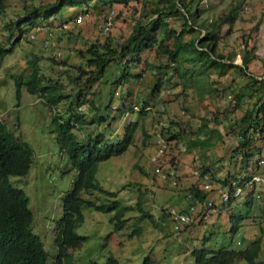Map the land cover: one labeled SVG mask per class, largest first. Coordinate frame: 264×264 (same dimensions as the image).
<instances>
[{
  "label": "rangeland",
  "instance_id": "obj_1",
  "mask_svg": "<svg viewBox=\"0 0 264 264\" xmlns=\"http://www.w3.org/2000/svg\"><path fill=\"white\" fill-rule=\"evenodd\" d=\"M55 1L8 0L6 10L0 12V51L10 49L16 40L18 33H10L8 24L19 18L25 6L46 5ZM91 6L88 14H82L80 9L69 8L57 19V22L51 19L45 24V27L52 24L50 28L56 29L54 24H57L58 28L67 23L70 29L73 27V22L82 16V22L85 24L76 28L74 35L67 34L74 32V28L67 33L57 29L54 34L60 39H49L46 37L49 31L43 28L37 34L38 39L32 40L31 32H27L23 40L14 48L13 53L0 59V122L28 143L34 151L30 173L24 178H11V182L29 197L30 208L34 214L33 230L43 241L51 261L57 255L55 223L62 215V197L72 188L76 173L71 170L66 155L59 150L54 133L53 108L43 101L41 95H30L25 87L22 88L21 99L18 100L15 81L21 75L26 79L29 78L32 63L37 60L42 72L49 77L52 75L61 78L66 90H72L71 96L74 97L81 87H84L87 76H84L82 81L76 82L74 87L66 77L54 76L58 72L57 67L71 70V74L76 79L81 74L78 68L81 61L75 51H86L93 42H104L103 39L107 36L103 32L99 34L97 24L104 18L114 17L110 35L122 41L129 36L142 10L141 4L135 2L127 7L115 5L111 11L98 2H93ZM199 6L205 10L203 19L210 20L228 14L235 6L239 8V19L233 29L228 31L226 27L222 31L219 52L226 56L235 55L234 64L241 65L242 45L247 42L249 50H253L257 56V59L251 63L249 72L258 80L264 79V0H201ZM171 25L179 28V24L174 21H171ZM46 43L49 44L47 49H45ZM60 53L62 58L54 55ZM51 58L58 63L65 62L66 65L56 66L49 61ZM143 60L141 66L131 68L132 74L142 75L141 79L126 84L122 88L125 95H121L120 99L116 95V100L112 103L111 115L115 116V121L111 116L107 117L108 121L103 125L92 124L90 128L80 133L81 138L86 139L106 131L108 137L117 139L124 135L126 127L131 122H139L140 126L143 123L146 130V134L138 130L135 145L123 156L99 164L101 184L107 190L117 192L116 199L122 206L131 208L126 215L131 223L126 229L112 233L107 241V251L117 257L120 264H141L145 256H149L154 264H194L190 256L191 252L202 244L208 245L209 242V247L215 246V249L222 247L240 249L261 237L263 250L259 261L264 262V235H260L261 228L264 229V217L261 213L264 206V186L256 187L261 194L260 198L256 197L257 201H253V196L245 193L239 199H232L228 205H219L217 211L208 220L197 223V219L201 217L200 212L205 210L208 200L218 203L217 189L211 193L199 191L202 183L199 176L206 174L203 173L205 167L210 169L207 173L213 178L216 188L223 187L221 182L227 178L229 182L236 180L234 175L238 171L236 172L237 164L234 161L240 157L234 158L233 151L238 146L235 131L238 129L243 110L236 108L235 95L248 79L238 72H231L228 77L221 80L220 88L225 89V94L218 99L201 100L192 90L185 92L182 86L172 89L164 87L160 92H155L157 71H152L147 66V64H155V56L148 51L143 54ZM112 71V74L109 71L98 84L87 91L84 98L86 104L82 107L85 120L90 121L97 114L103 113L104 107L101 106L98 97L100 95L106 97L110 93L108 90L113 88L117 71L114 68ZM93 100L97 109L101 108L100 111L91 105ZM146 103L154 108V111L149 114V111L145 110L147 115L142 121L140 111ZM125 104L127 108L138 105L140 111L131 112L130 109V112L121 115L122 106ZM244 107H247V103ZM123 108L125 110L124 106ZM68 109L67 101H63L57 108L59 112ZM202 125L207 127L208 133L202 135L201 139L208 138L210 145L197 147L193 143L196 142ZM106 126L109 129H106ZM169 128L172 134L179 135V139L171 140L173 135L168 134ZM160 136L168 142V149L161 163L163 172L167 173V170L174 166L178 170L177 181L170 178L163 179L153 174L154 166L151 159L158 149ZM254 144L264 152V135H255ZM261 156L257 158V162L260 158L264 159V154ZM181 171L186 173L185 177L180 175ZM196 193L198 196L206 195V199L200 201L198 198H189L190 194L194 197ZM140 198L143 200L145 211L154 221L135 217L139 216L136 204ZM247 200H251L250 204H253L250 211L245 208ZM189 203L197 210L192 215L193 223L184 231L175 232L170 211L173 209L182 211L181 209ZM84 214L85 222L77 232L88 236L89 240L87 244L73 252L74 257L81 262L89 258H98L97 251L102 242H105L104 238L114 230L110 221L113 215L95 211H85ZM232 216L245 217L242 223L244 226L234 238L228 234L234 224ZM103 254L105 252L101 253L102 256ZM236 264H247V262L239 261Z\"/></svg>",
  "mask_w": 264,
  "mask_h": 264
},
{
  "label": "trees",
  "instance_id": "obj_2",
  "mask_svg": "<svg viewBox=\"0 0 264 264\" xmlns=\"http://www.w3.org/2000/svg\"><path fill=\"white\" fill-rule=\"evenodd\" d=\"M7 1L0 0V12L6 10ZM200 1L56 0L54 3L46 5L25 6L19 18L8 24L9 32H17L18 35L10 49H5L4 52L0 51V59L11 55L14 48L23 40L24 34L34 32L36 28H41L39 31H42L43 28L49 31L46 34L49 39H60L54 34L57 29L67 33L71 28H74V32L67 33L74 35L75 29L83 27L85 23L82 22L81 25L74 21L73 27L69 30H63L60 26L57 28V24L53 25L56 29L50 28L52 24L45 27V24L49 23L51 19H54L53 22H57V19L63 16L69 8L80 9L82 14H88L93 2L101 3L109 11L115 5L127 7L132 2L142 6L141 14L134 22L132 31L127 38L119 41L109 32L105 33L107 36L104 37V42L96 41L86 51H75L81 61V65L78 67L81 74L76 79L71 74V70L66 67L60 68L59 65H66L65 62L58 63L54 58L49 59L50 62L59 66V68L57 67L58 72L54 76L66 77L74 87H76V82L82 81L83 77L87 76L84 87H81L74 97L71 96L72 90H66L61 78H55L52 75L51 77L46 76L37 60L32 63L29 78L26 79L21 75L16 79L15 87L18 100L21 99V90L25 87L30 95H41L43 101L53 108L54 133L59 150L66 155L70 168L76 175L72 188L62 197V215L55 223L57 255L51 261L43 241L33 230L34 214L30 208L29 197L11 182V178H24L30 173L34 151L28 143L17 137L3 122H0V264H120L119 259L107 251L106 245L112 233L126 229L131 223V220L126 218L131 208L122 206L121 202L116 199L117 192L109 191L101 184L99 164L123 156L130 147L135 145L138 130H142L146 134L145 126L143 123L140 126L139 122H131L126 127L124 135L117 139L108 137L106 131L86 139H82L80 133L90 128L92 124L103 125L108 121L107 117L111 116L114 119L115 116L111 115L112 103L116 100V95L119 96V99L121 95H125L122 88L126 84L141 79L142 75L132 74L131 68L144 63L143 54L145 52H152L155 56V64H147L152 71H157L155 73V92H160L164 87L172 89L182 86L185 92L192 90L201 100L218 99L225 94V89L220 88L221 80L228 77L231 72H238L248 79L235 95L236 108L243 110V114L239 120L238 129L235 131L238 146L233 151V157H240L234 161L237 165L239 164L240 169L234 178L245 177L249 181L253 174H263L264 167L259 166L261 158L258 162L256 160L258 157H262L264 152L261 148L255 147L254 136L264 135V79L258 80L255 75L249 72L250 65L257 59V56L253 50H249L247 42L242 45V65L234 64L235 55L221 54L219 43L223 37L222 31L226 27L229 29L228 31L233 29L239 19V8L235 6L228 14L214 20L203 19L205 10L199 6ZM109 17L97 24L96 28L99 34L103 32L99 28L100 24ZM171 21L179 24V28L173 27ZM257 27L258 24L256 29ZM45 47L47 49L49 44L46 43ZM113 68L117 71L116 82L112 84L113 88L108 90L110 93L106 97L105 95L98 97L101 100V106L104 107L103 113L97 114L90 121L85 120L82 107L86 104L84 98L87 91L98 84L109 71L112 74ZM86 70L90 71L86 72ZM63 101L68 102L69 109L59 112L57 108ZM246 103L247 107L245 108ZM91 105L97 109L95 100L91 101ZM123 106L125 110H123ZM123 106L122 114L119 112L121 115H125L127 111L130 112V109L131 112H134L136 108V105L130 108H127V104ZM148 106L150 105L147 103L142 106L140 111L142 121L145 120L147 115L145 108ZM152 109L149 114L154 111V108ZM106 129L109 127L106 126ZM167 131L168 134L173 135L171 140L179 139V135L172 134L170 128ZM207 133V127L202 125L193 145L197 147L210 145L208 138L201 139L202 135L205 136ZM216 134L219 135L217 132ZM209 171L210 169L206 166L203 173ZM232 182L233 180L229 182L227 178L221 183L224 186H229ZM263 186L259 184V187ZM246 194L253 196V201H257L255 196L261 197L258 188L247 190ZM199 196L200 201L206 199V195L199 194ZM199 196L196 193L194 199ZM251 202V200H247L245 203V208L247 207L249 211L253 205L250 204ZM136 209L139 216L135 217L154 221L153 217L145 211L142 198L137 202ZM85 211L113 215L110 221L114 230L104 238L105 242H102L97 251L98 258H89L81 262L74 257L73 252L83 247L89 240L88 236L80 235L77 232V229L85 222ZM261 213L264 217V206ZM200 216L197 223L201 220L204 221V216L201 213ZM232 217L234 224L228 234L234 238L244 226L242 223L245 217ZM206 244L192 250L190 256L194 264H236L239 261H246L247 264H264L259 261L263 245L261 237L252 240L247 246L240 249L226 247L215 249V246L214 248L209 247V242L208 245ZM102 252H105L103 256ZM141 264L154 263L149 256H145Z\"/></svg>",
  "mask_w": 264,
  "mask_h": 264
},
{
  "label": "built area",
  "instance_id": "obj_3",
  "mask_svg": "<svg viewBox=\"0 0 264 264\" xmlns=\"http://www.w3.org/2000/svg\"><path fill=\"white\" fill-rule=\"evenodd\" d=\"M77 24H81L83 21V17L79 16L78 20H75ZM113 17L110 16L107 20H105L102 24H100L99 28L104 33H109L113 28ZM61 29L67 30L69 29L68 24H64L63 26H60ZM41 28H36L34 32H31V39L35 40L37 38V34ZM52 35V33H50ZM58 57H61V53L57 54ZM138 110V108H135ZM147 111H152V108L149 106L146 108ZM164 110V109H162ZM168 149V142L165 138L160 136V139L158 141V149L156 151V154L152 157V162L155 165V170L153 172L154 175L163 176L162 171L163 168L160 164V158L166 154V151ZM262 166H264V161L260 163ZM164 178H170L175 179L176 177V171L170 172L167 176H163ZM202 180V183L200 184L201 192L202 193H211L215 189H217V199L218 203H214L212 200H208L207 204H205V210L200 212L202 216H204V221L208 220L216 211L218 206H224L228 205L232 199H239L241 198L247 190H252L253 186L256 183L264 184V173L263 174H253L251 179L247 181L245 177L242 178H236L229 186H219L218 188L215 187V184L213 182V178L210 174L206 173L202 176H199ZM244 181V183H243ZM247 181V182H246ZM246 182V183H245ZM175 184V183H174ZM257 197V196H255ZM190 199H194L195 195L193 197L192 194L189 195ZM197 210L194 206H191L189 204V210L187 212L185 211H178V210H171L170 211V219L173 224V229L175 232H182L187 226H190L193 223V213H195Z\"/></svg>",
  "mask_w": 264,
  "mask_h": 264
},
{
  "label": "bare ground",
  "instance_id": "obj_4",
  "mask_svg": "<svg viewBox=\"0 0 264 264\" xmlns=\"http://www.w3.org/2000/svg\"><path fill=\"white\" fill-rule=\"evenodd\" d=\"M155 154H156V153H155ZM164 156H165V155H164ZM164 156H162V157L160 158V164L162 163V160H163ZM262 161H264V159H260V161H259V166L264 167V166H262V165L260 164ZM151 162H152V159H151ZM152 164H153V166H154V170H155V165H154L153 162H152ZM161 166H162V164H161ZM162 168H163V167H162ZM163 171H164V169H163ZM163 171H162L163 176H167L170 172L175 171V167H171L169 170H167V173H164ZM153 172H154V171H153ZM163 176H161V177H162L163 179H166V178H164ZM259 184H261V183H256V184L253 186L252 189H255ZM261 185H264V184H261Z\"/></svg>",
  "mask_w": 264,
  "mask_h": 264
},
{
  "label": "crops",
  "instance_id": "obj_5",
  "mask_svg": "<svg viewBox=\"0 0 264 264\" xmlns=\"http://www.w3.org/2000/svg\"><path fill=\"white\" fill-rule=\"evenodd\" d=\"M186 167V166H185ZM188 168H191V167H188ZM237 170H236V172L238 171L239 172V169H240V166H239V164L237 165ZM175 171H176V179H172V180H176L177 181V175H178V170H176V168H175ZM235 172V173H236ZM180 175L181 176H183V177H185L186 176V173H183V171H181L180 172ZM200 191V190H199ZM199 198H200V196L198 197V200H199ZM189 204H191V203H189ZM189 204H187V206L184 208V209H181L182 211H186L187 209H189ZM214 219V218H213ZM260 235H264V229L263 228H261V230H260ZM262 250H263V245H262Z\"/></svg>",
  "mask_w": 264,
  "mask_h": 264
},
{
  "label": "clouds",
  "instance_id": "obj_6",
  "mask_svg": "<svg viewBox=\"0 0 264 264\" xmlns=\"http://www.w3.org/2000/svg\"><path fill=\"white\" fill-rule=\"evenodd\" d=\"M72 21V20H71ZM68 22H70V21H68ZM149 107V106H148ZM136 108H138V110L140 111V109H139V107L138 106H136ZM145 110H146V108H145ZM134 111H136V109H134Z\"/></svg>",
  "mask_w": 264,
  "mask_h": 264
},
{
  "label": "water",
  "instance_id": "obj_7",
  "mask_svg": "<svg viewBox=\"0 0 264 264\" xmlns=\"http://www.w3.org/2000/svg\"><path fill=\"white\" fill-rule=\"evenodd\" d=\"M242 65V64H241ZM259 80H263V79H259Z\"/></svg>",
  "mask_w": 264,
  "mask_h": 264
}]
</instances>
